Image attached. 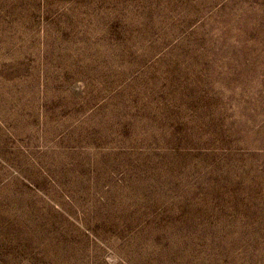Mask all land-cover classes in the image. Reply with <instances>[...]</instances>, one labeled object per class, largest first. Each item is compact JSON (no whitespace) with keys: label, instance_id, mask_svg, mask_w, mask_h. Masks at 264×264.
<instances>
[{"label":"rangeland","instance_id":"374dc122","mask_svg":"<svg viewBox=\"0 0 264 264\" xmlns=\"http://www.w3.org/2000/svg\"><path fill=\"white\" fill-rule=\"evenodd\" d=\"M0 264H264V0H0Z\"/></svg>","mask_w":264,"mask_h":264}]
</instances>
